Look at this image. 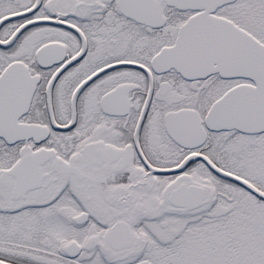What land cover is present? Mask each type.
<instances>
[{
	"label": "snow or ice",
	"instance_id": "obj_1",
	"mask_svg": "<svg viewBox=\"0 0 264 264\" xmlns=\"http://www.w3.org/2000/svg\"><path fill=\"white\" fill-rule=\"evenodd\" d=\"M0 264H264V0H0Z\"/></svg>",
	"mask_w": 264,
	"mask_h": 264
}]
</instances>
